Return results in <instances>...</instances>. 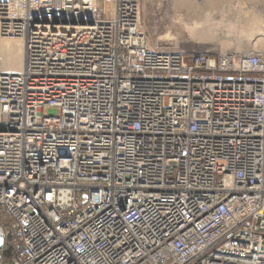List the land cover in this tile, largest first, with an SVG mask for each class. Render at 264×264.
Listing matches in <instances>:
<instances>
[{
    "label": "built area",
    "instance_id": "1",
    "mask_svg": "<svg viewBox=\"0 0 264 264\" xmlns=\"http://www.w3.org/2000/svg\"><path fill=\"white\" fill-rule=\"evenodd\" d=\"M114 5L0 0L2 264H264V49L152 47Z\"/></svg>",
    "mask_w": 264,
    "mask_h": 264
},
{
    "label": "rangeland",
    "instance_id": "2",
    "mask_svg": "<svg viewBox=\"0 0 264 264\" xmlns=\"http://www.w3.org/2000/svg\"><path fill=\"white\" fill-rule=\"evenodd\" d=\"M114 6V0H98L99 17H113ZM212 18L218 22L210 23ZM141 23L152 47L178 49L188 55L220 54L222 47L236 48L240 40L250 48L249 28L263 33L264 0H141ZM11 222L10 215L0 210V226L8 229ZM6 245L8 251L11 243Z\"/></svg>",
    "mask_w": 264,
    "mask_h": 264
},
{
    "label": "bare ground",
    "instance_id": "3",
    "mask_svg": "<svg viewBox=\"0 0 264 264\" xmlns=\"http://www.w3.org/2000/svg\"><path fill=\"white\" fill-rule=\"evenodd\" d=\"M97 6H98V0H97ZM214 21L218 22V20L212 18L210 23ZM210 23H209V27H210ZM243 23L244 24L246 23L247 25H249V22H246V20H244ZM249 29L251 30V34H252L251 36L252 42H251L250 48L247 46V44H245V41L240 40L238 47L235 48V47H230L229 45H227L228 47H225L227 49L222 47L221 52L223 53L227 51H232V52L242 54V53H249V52L263 50L264 49V34H263L264 31L263 33H260L259 31L256 32L257 31L256 28H249ZM1 52H2V57H3L4 71L11 73V74L21 73L23 70V64H24V43L23 41L19 39H6L2 42Z\"/></svg>",
    "mask_w": 264,
    "mask_h": 264
},
{
    "label": "water",
    "instance_id": "4",
    "mask_svg": "<svg viewBox=\"0 0 264 264\" xmlns=\"http://www.w3.org/2000/svg\"><path fill=\"white\" fill-rule=\"evenodd\" d=\"M3 244V240L1 238V231H0V246Z\"/></svg>",
    "mask_w": 264,
    "mask_h": 264
},
{
    "label": "crops",
    "instance_id": "5",
    "mask_svg": "<svg viewBox=\"0 0 264 264\" xmlns=\"http://www.w3.org/2000/svg\"><path fill=\"white\" fill-rule=\"evenodd\" d=\"M105 10L108 11V7L105 6Z\"/></svg>",
    "mask_w": 264,
    "mask_h": 264
}]
</instances>
